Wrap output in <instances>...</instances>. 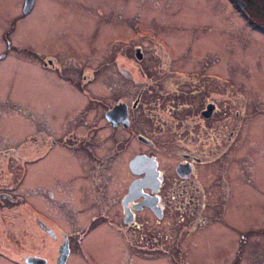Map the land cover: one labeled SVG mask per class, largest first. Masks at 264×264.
Returning <instances> with one entry per match:
<instances>
[{"label": "rangeland", "instance_id": "1", "mask_svg": "<svg viewBox=\"0 0 264 264\" xmlns=\"http://www.w3.org/2000/svg\"><path fill=\"white\" fill-rule=\"evenodd\" d=\"M222 1L224 5L211 8L207 5L211 0H93L102 6H115L98 9L91 21H84L85 13L82 15L76 0H33L34 11L26 18H21L24 0H0V191L7 188L14 197L2 202L4 207L0 203V264H32L35 254H42L49 261L55 259L51 238L45 237L37 224L30 226L36 217L57 233H60L59 227L73 231V219L65 215L60 218L65 222L62 225L54 217H58L56 211L71 213L70 201L67 200L63 209L59 208L41 193L39 186H55L56 191V185L66 186L72 179L75 184H83L86 182L84 169H89L92 160L90 146L97 150L98 156L106 152L98 148L108 140L109 131L105 128L100 136L98 131L90 130L89 124L93 107L98 117L103 107L96 101L90 104L89 99L93 96L100 99L98 95L103 94L101 91L108 84H128L133 90L156 84V73H165L159 76L164 84L179 83V77L186 76V70L191 68L205 69L209 84H222L223 107H226L222 130L225 137L230 128L235 131L234 142L227 147L220 145V137L210 134L208 165L213 170L209 169L212 171L208 177L199 182L206 199L218 196V215L223 211L225 215L228 213L227 225L211 218L215 208L207 205L204 214L208 215V224L214 230L172 235L170 241L160 236L157 244L150 239L143 246L141 238L128 236L134 241L127 252L128 260L123 255L126 247L117 233L98 228L91 235L81 234L80 239L86 253L97 264L123 261L128 264H264V25L251 27L244 20L245 13L232 8L227 0ZM254 14V21L264 20V13L262 17L258 12ZM136 47L143 55L139 61L142 74L138 70ZM44 55L58 59L57 66L67 69L65 78L43 67L45 57L41 56ZM117 63L128 67L125 72L131 78L119 80L120 75H115ZM74 71L81 75L76 76ZM75 81H78L77 92L72 87ZM84 89L91 92L90 97ZM38 109H45L46 114ZM138 110L143 117L133 118L132 126L139 131L142 124V130L155 144L148 146L134 138L126 154L120 152L109 160L114 164L123 157L127 163L133 154L145 150L156 156L160 167L173 165L179 159L173 155L174 144L177 142L178 149H185V141L168 137L172 134L166 128L159 134L161 126L157 124L161 121L164 125L167 121L169 125H178L170 116V108L154 103L146 94ZM74 113L76 118L59 130L71 146L80 148V164L84 169L78 167L79 161L73 159V153L59 149L60 146L47 159H41L44 147L41 137H36L40 142L37 151L31 155L27 152L35 145V142L28 144L30 136L46 127L56 133L53 128L58 130L57 123L66 117L73 118ZM76 130L78 134L73 135ZM113 141L117 146L125 140L116 132ZM17 156L21 159L17 160ZM215 158L224 163L217 186H214L217 167L211 164ZM29 159L32 160L26 167L24 161ZM74 169L77 172L72 173ZM128 182H124L120 193L125 191ZM75 204L80 217L88 221L91 203L83 192ZM87 221L80 226L88 233L92 227ZM239 234L246 242L242 243V238L233 246L232 240ZM71 252L69 258L67 255L70 264L79 260L77 254L83 259L79 247Z\"/></svg>", "mask_w": 264, "mask_h": 264}, {"label": "flooded vegetation", "instance_id": "2", "mask_svg": "<svg viewBox=\"0 0 264 264\" xmlns=\"http://www.w3.org/2000/svg\"><path fill=\"white\" fill-rule=\"evenodd\" d=\"M76 1L79 2L77 6L81 8L82 15L85 13L83 16V19H85L84 21H91L93 19V14H95L94 12L98 9L101 10L107 6H115L110 4L102 6L99 3H94L93 0ZM227 1L232 6V8L241 12L242 14L245 13L244 20L251 27L254 28V26L258 24L264 25V20L254 21L256 17L254 14L255 12H258L260 17H262L261 13H264V0ZM34 2L30 10L27 12H24L23 5L21 18H26L32 15L34 11ZM222 4L224 5L222 0H211V2L207 5L208 7L213 8L215 6H222ZM5 36L6 35H4V38ZM115 37L118 38L121 36ZM6 43H8L9 48L10 45L8 39L6 40ZM2 56H4V54H2ZM49 56L51 55L41 56L45 57L42 60L43 67L64 77L63 74H66L67 69L61 67L60 64L57 66L56 62H59L58 59H56L54 56ZM142 59L143 57L138 60V70L141 74L142 68L140 67L139 61ZM106 64L111 65V62L106 61ZM111 66H114L113 63ZM202 68H204V66H202ZM115 69L118 72V74L115 72V75H120L119 77H121L119 80H128L131 78L130 74L125 72L128 70V67H125L124 65L120 66V63H117L115 65ZM156 71L158 72L160 70ZM166 71L170 72V69L167 68ZM174 72L175 74L179 73L177 69H175ZM75 73L76 76L81 75V72ZM143 74L145 75L144 72ZM162 74L165 73H156L158 76L156 84L143 85L138 90H133V87L129 88L128 84H108L105 86V89L101 91L103 94L98 95L100 96V99L94 98V96L93 98L89 99L90 104L92 101H96L101 103L103 107V113L100 117L97 116L95 106L93 107V113L89 120L90 130L93 132L98 131V135L101 136L104 134L103 130L106 128V130L109 131V134L108 140L100 143V148H98L99 150L102 147V149L106 151L101 155L103 157L98 156L97 150H95L93 146H90L92 160L89 165V169L87 168L88 170L84 169L83 165L80 164V148L76 147L75 145L71 146L70 142H68L67 139H64L65 134H62L59 130L65 126L66 122L76 118L77 115H75V113L73 114V118L66 117L61 119L57 123L59 127L58 130L57 128L54 129L52 127L56 133L52 132L46 127L42 129L40 133L37 132L36 135L34 134L30 136L28 144L35 142L34 146L31 145V149H27V152L30 155L37 151V147L40 143L38 139L41 137V145H44L42 151L40 152L41 159H47L56 146H60L59 149L64 148L68 152L73 153V159L79 161L78 167H83L86 177V182L83 184L80 182L75 184V179H72L73 181H68V185L66 186H63V183L58 184L56 185V191H54L55 186H48L46 184L39 186L41 193L47 196L59 208L63 209L67 200L70 201V206L72 207H70L72 209L71 213L65 210L61 212L56 211L58 217H54L56 219L58 218L59 222H61L60 218L64 217L65 215L69 219L74 220V228L72 229L73 231H68L66 228L59 227L58 229L60 233H57L56 230L51 227V225L46 224V222H44L39 217H36L33 220V223L30 224V226L37 224L38 228L43 232L45 237H50L54 243V249L56 251L55 259L53 261H49L47 258L45 259L44 264H59L57 260L59 253L64 248H66L69 258L72 255L71 251L74 250L76 246L81 250L83 259L81 260L77 254L79 260L75 261L73 264H97L96 260L92 259L89 252L88 254L86 253V247L83 246L80 236L81 234L91 235L92 231L98 228H101L106 232L110 231L114 232L115 234L117 233V237L120 238L126 247V249L123 251V255L126 256L128 260L127 252L134 243L132 238L128 239V236L141 238L143 241H141L143 246L144 243H149L150 239H153L155 244H157L158 238H160V236H163L162 238L166 241L169 240L170 236L172 235L185 236L214 230V227L208 224V215L204 214V210L207 205L215 208V212L210 215L211 218L222 220V225H227L228 213L225 215V212L223 211L220 215H218L216 207L218 205V196L213 195L211 200L208 198L206 199L205 191L203 190L202 185L199 184L201 180H204L208 177V172L213 170L210 168V164L208 165L210 162L208 161L210 134L213 133L215 136L220 137V145L222 147H227L234 142L235 131L230 128L228 131V136L225 137V133L222 130L224 129L222 126L224 117L223 114L225 112L224 110L226 109V107H223L225 100L223 99V88L221 87L222 84L217 85L213 82L209 84L208 72L205 69L200 68H191L186 70V76L179 77V83L169 85L164 84L161 77H159L162 76ZM86 77L87 76L83 72V78ZM177 77L175 76L174 78ZM72 81L73 79L71 82ZM77 85L78 81H75L74 84H72V87L76 92L79 91ZM112 87H115L114 91L112 90ZM81 89L83 88L81 87ZM83 91L86 95H89V97L91 96V92H87L85 89ZM146 94H149L153 98L154 103L169 107L171 110L170 116H173L178 124L172 126L169 125L167 121H165L163 125L161 121H157V124L161 126L158 129V133L160 134L162 129L166 128V130L172 134L168 137L184 139L185 141V149L181 150L178 149L179 143L175 142L174 145L176 148L172 152L173 155L179 156V159L175 160L173 165L170 164L166 168L160 167L159 161L155 156L157 164L154 167L156 170H154V173L150 174L145 173L144 169L150 168L145 165H141L139 167V172H133L129 168V162L135 155L138 154L154 156L151 152H145V150L137 152L133 154L127 163H124L125 159L123 157L116 159L114 164L112 163V160H109L110 158H115L116 156L120 155V152L127 153L131 144L130 140L132 141L134 138L148 146L155 144V142L150 140L142 130V124H139V131L134 129L132 126L133 118L139 119L141 116L143 117V113L138 109L141 101L146 97ZM213 95L216 96L213 97ZM121 102L128 106L126 116V121L128 123H125V125L122 122L117 124L114 121H109L107 118L108 112H110L115 106H122ZM221 102L222 106L220 105ZM85 105L82 107L86 108L87 105ZM179 106H181V109H177ZM209 108H211V114L207 116L208 114L205 113H208ZM39 111L46 114L45 109H41ZM99 118L102 120L100 123ZM47 122H49L48 119ZM184 122H186L187 125H183L182 123ZM169 126L170 129L168 128ZM77 131L78 130L73 132V135L78 134ZM116 132H119L121 134L122 140H125L124 142L117 144L118 147L113 141V135ZM59 136L61 138H59ZM140 137L143 139L141 140ZM100 139L101 137L99 138L98 142L101 141ZM12 149L13 148H10V150ZM218 158H215L211 161V164H213L215 168L217 167V175L214 176L217 178L214 179V186L218 185L220 173L224 170V163L218 161ZM20 159L21 158L17 156V160ZM32 159L24 161L26 167L27 163H29ZM16 164L18 165V163ZM5 169L7 170V166ZM73 172H77V169H74L72 173ZM60 173L62 174L61 171ZM125 181H129L127 188H125V191L123 190L120 193ZM133 182H137L138 187L136 186L133 190L129 191L130 185ZM81 192L84 193L91 203L92 214L88 221L85 217H80L75 204L81 197ZM18 198L21 199V196H18ZM12 199L14 200V197L12 194L8 193L7 188H4L2 191H0L1 204L4 201H10ZM4 206L5 205H3V207ZM227 207H229V203H227ZM68 215H70V217ZM83 221H87L86 224H90L92 227V230H89L88 233L86 229L83 231L84 226H80L82 225ZM61 224L64 225L65 222H61ZM240 235L241 234L232 240L233 246H235L237 243H240L242 238V243L246 242V239ZM139 242L140 241L137 240L136 244ZM35 257L42 258L44 256L42 254H35ZM68 258L65 264H70ZM36 260L37 259L34 260L35 262L33 264L41 263L40 261ZM119 264H128V262L123 261Z\"/></svg>", "mask_w": 264, "mask_h": 264}, {"label": "water", "instance_id": "3", "mask_svg": "<svg viewBox=\"0 0 264 264\" xmlns=\"http://www.w3.org/2000/svg\"><path fill=\"white\" fill-rule=\"evenodd\" d=\"M32 3H33V0H25L24 12H27L31 8ZM135 54H136V57L138 59L142 58V54H141L139 48L136 49ZM210 107H213V106H210ZM124 109H125L124 105L115 106L110 112H108V114H107L108 120L114 121L117 124L120 122H122L124 125H125V123L127 124L126 112ZM205 114H208L207 116H209L211 114V108H209L208 113H205ZM140 139L142 140L143 138L140 137ZM155 163L156 162L153 158H147V157H144L143 155H140V156H136L133 160L130 161V169L133 172H139V167L141 165L149 166V165L155 164ZM144 170L146 173L149 172L148 169H144ZM136 186H137V182H134L130 187V191L133 190ZM67 255H68V251L66 250V248H64L58 256V259H57L58 263L64 264L66 261ZM32 259H34V260L37 259L36 261H40L41 262L40 264H44V262H45V259H42V258H32ZM34 262L35 261H33V263Z\"/></svg>", "mask_w": 264, "mask_h": 264}]
</instances>
